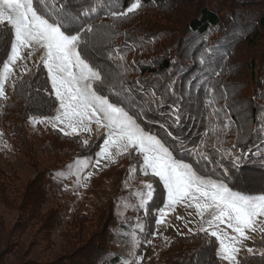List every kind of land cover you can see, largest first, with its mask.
I'll use <instances>...</instances> for the list:
<instances>
[{"label": "rangeland", "instance_id": "rangeland-1", "mask_svg": "<svg viewBox=\"0 0 264 264\" xmlns=\"http://www.w3.org/2000/svg\"><path fill=\"white\" fill-rule=\"evenodd\" d=\"M188 1L193 10L203 0ZM204 1L208 6L218 5V0ZM257 2L264 5V0ZM45 4L48 6L47 12H51L54 5L49 2ZM158 9L147 10L140 6L130 14L139 13V16L118 20L119 25L128 27L141 23L143 29L152 28L142 23L148 21L143 22L145 16L159 13ZM260 10L262 12H256L255 16H264V9ZM103 19H95L92 24L95 27ZM253 21L239 26L228 36V40L220 43V49L212 47L215 54L220 52L217 58L223 62L216 89L228 90V100L224 93L220 101L215 102L216 107L212 108L220 114L222 108L225 110L224 104L229 103L232 107V124L229 125L225 119L228 126L223 135L229 133L226 136L228 142L233 141L228 138L230 134L233 133L235 137V133H239L241 138L243 130L252 128L251 119L264 96V28ZM156 25L166 26L161 23ZM4 28L6 26L0 24V31ZM211 33L214 44L220 34ZM113 36L117 37L113 40L118 41V35ZM2 38L4 36L0 35V40ZM205 45L207 47L203 42L199 56L215 60L207 56ZM42 57L43 51L39 47L21 48L16 62L10 64L7 71L3 62L0 69L4 88V94L0 96V264H48L65 256L74 258L80 264H92L96 262V255L106 252L110 257L118 254L128 257V261L132 260L131 264H183L196 255L208 238H214L217 242L215 237L201 231L203 221L211 218V210L203 211V216L198 215L194 206L196 201L190 198L165 207L167 193L164 189V203L160 208L163 213L157 211L154 202L147 212V200L152 194L159 198L158 188L163 184L152 175L150 169L147 174L141 171L143 156L139 152L129 155L123 145L110 144L97 163L96 153L107 139V130L98 126L95 120L85 121L73 131L55 121L57 112L46 117V120L29 117L27 127L21 130L26 143L20 146L16 120L12 117L14 109L11 106L7 111V105L12 103L11 95L16 83L28 71L38 69L47 76V70L41 63ZM250 62L254 63L252 73ZM136 65L137 62L134 69L130 67L128 72H124L125 77L133 82L132 86L137 80L144 81L148 76H139L136 71L139 66ZM185 98L183 114H189L194 123L200 124L196 118L202 115L203 104L207 103L202 101V104L194 105V92L186 93ZM224 116L228 117L227 112H224ZM54 123L57 129L63 128L64 132L53 130ZM85 140L88 141L86 145ZM219 175L220 178L228 176L225 172ZM251 179L250 186L245 183H234V186L245 191H261L260 186L264 187L262 181ZM213 180L220 181L216 178ZM148 184L152 185L151 189L147 187ZM241 195L250 197L248 194ZM189 203L193 206L189 207ZM157 218L161 219L158 225ZM203 226L209 229L207 223ZM252 229H245L247 239L239 237L236 241L231 238L238 234L226 222L215 221L209 231L216 230L224 239L225 246L237 247L239 251L235 255L240 262L263 252L259 243L264 234V218H259ZM191 235L201 237L195 241L186 240ZM217 245L220 264H235L224 259L223 249L218 242ZM248 248L253 250L251 254Z\"/></svg>", "mask_w": 264, "mask_h": 264}, {"label": "trees", "instance_id": "trees-1", "mask_svg": "<svg viewBox=\"0 0 264 264\" xmlns=\"http://www.w3.org/2000/svg\"><path fill=\"white\" fill-rule=\"evenodd\" d=\"M257 1L218 0V5L208 6L203 0L192 10L191 2L188 0H140L141 6L146 7L147 10L159 8V13L151 17L145 16L143 20V22L148 20L142 24L152 27L149 29L141 28V23L128 27L119 25L118 20L139 16V13L133 15L129 13L128 16L116 19L111 16L112 11H123L135 0H87V3L85 0H73L72 5L75 7L84 4L85 9L92 10L89 19L92 26H94L93 20L105 18L94 27L95 31L89 38V54L96 65L107 69L110 84L113 86L106 89L104 94L111 97L120 90L121 96L127 98L128 107L140 114L141 127L160 139L174 159L187 164L198 176L212 181L216 178L227 184L231 191L248 194L250 197L264 194V187L260 186L261 191L251 192L234 185L245 183L250 186L252 183L250 178H257L262 181V185L264 184V146H262L264 145V96L251 119L252 128L243 130L241 138L239 133H235V137L233 133L230 134L228 138L233 141L228 142L226 136L229 133L223 135L228 126L226 120L229 125L232 124L230 122L232 107L229 103L224 104L225 110L222 108L220 114L212 108L216 107L215 104L220 101L221 95L228 92L223 86L225 90L216 89L223 62H219L220 59L217 58L220 52L215 54L212 47L220 49V43L228 40L229 35L249 20L254 19V23L264 28V16H255L256 12H262L260 9H264V5ZM47 2L54 5L53 9L59 10L61 7V0H45V3ZM34 3L37 7H41L42 11L47 12L46 8L38 4V0H34ZM254 7L257 9H253ZM156 23L166 26H155ZM211 32L220 34L217 35L219 42L212 44ZM0 35L4 36L0 40L1 69L11 49V31L6 27L0 31ZM113 35H118V41L113 40L117 38ZM203 42L207 44V47L205 45L207 56L215 60L199 56ZM136 62L139 66L136 67L137 74L148 76L144 81L137 80L134 82L135 86H132L133 82L125 77L124 72H128L130 67L134 69ZM253 66L254 63L250 62L251 73L254 72ZM143 82L147 83L143 85ZM13 91L12 103L7 105V111L13 106L12 117L14 116L16 120L15 128L19 135L17 139L21 146L26 143L21 130L27 127L28 118L51 117L56 113L57 102L53 103L54 96L46 73L38 69L24 74ZM191 92L195 95L194 105L202 104V101L207 103L203 104L202 115L196 118L200 124L194 123L189 114L182 112L186 93ZM227 96L228 93L226 100H228ZM172 105L179 109L178 113L173 112ZM224 112H227L228 117L224 116ZM60 136L62 138L61 134ZM233 145L236 147L233 148ZM224 172L228 176L220 178L219 174ZM158 194L159 198H155L152 194L147 200L145 205L147 212L153 202L157 204L158 209L162 207L165 195L161 185ZM199 237L201 235H191L186 237V240L195 241ZM259 245L264 252V234ZM201 246L196 255L183 264H220L218 245L214 238H208ZM107 254L96 255V262L92 264H125V259H128L118 256L119 254L111 257ZM131 263L132 260L127 264ZM48 264H80V262L65 256ZM239 264H264V257L261 255L246 257Z\"/></svg>", "mask_w": 264, "mask_h": 264}, {"label": "snow or ice", "instance_id": "snow-or-ice-1", "mask_svg": "<svg viewBox=\"0 0 264 264\" xmlns=\"http://www.w3.org/2000/svg\"><path fill=\"white\" fill-rule=\"evenodd\" d=\"M38 4L48 7L45 0H38ZM72 5L73 0H61L59 10L44 12L34 0H0V24L11 31V51L4 69L7 71L9 65L16 62L21 48L39 47L43 51L41 63L47 70L51 93L54 94L53 103L59 104L55 109V121L73 131L85 121L92 120L104 127L107 139L96 153L97 163L110 144L123 145L129 155L134 152L142 154L141 171L147 174L150 169L152 175L162 182L167 193L165 207L190 198L196 201L194 206L198 215L203 216V211L210 209L211 218L203 221L201 231L216 238L223 249L224 259L239 264L235 255L239 249L234 245L225 246L218 232L209 229L215 221L226 222L238 234L231 238L233 241L239 237L247 239L245 229L253 230L252 225L264 218V194L245 197L231 191L221 181L197 176L187 164L174 159L160 139L141 127L140 114L128 107L127 98L121 96L120 90L114 96L105 95L106 89L113 87L107 69L96 65L89 54V38L95 31L89 23L92 10L85 9L84 4ZM140 6V0H135L123 11H112L111 16L121 18ZM3 94V81L0 80V96ZM172 110L179 112L175 105ZM53 130L64 132L63 128L57 129L55 123ZM87 143L85 140L84 144ZM147 187L151 189L152 185ZM188 206L193 205L189 203ZM157 211L163 213V209ZM160 223L161 219L157 218L156 224ZM204 223L209 229L204 228ZM247 251L251 254L253 250L248 248ZM261 256L264 257V252Z\"/></svg>", "mask_w": 264, "mask_h": 264}]
</instances>
